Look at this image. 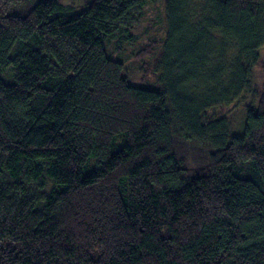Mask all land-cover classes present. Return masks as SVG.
Segmentation results:
<instances>
[{"label":"trees","instance_id":"trees-1","mask_svg":"<svg viewBox=\"0 0 264 264\" xmlns=\"http://www.w3.org/2000/svg\"><path fill=\"white\" fill-rule=\"evenodd\" d=\"M151 1L0 0V264H264V0H167L158 88L107 49Z\"/></svg>","mask_w":264,"mask_h":264},{"label":"rangeland","instance_id":"rangeland-1","mask_svg":"<svg viewBox=\"0 0 264 264\" xmlns=\"http://www.w3.org/2000/svg\"><path fill=\"white\" fill-rule=\"evenodd\" d=\"M63 5L81 8L92 0H59ZM166 2L167 0H152L143 9L140 21L134 26L130 37L122 39L116 45V42L108 44L107 49L113 59L120 60L124 64L125 74L131 84L142 86L143 81L150 83L156 88V76L153 73L154 68L159 66L162 59V43L166 37ZM188 4V12L197 15V4L192 1ZM199 38V37H198ZM152 43H155V49L151 55H147L146 50ZM194 45V46H193ZM199 45L192 42L186 44L185 52L194 51ZM143 53L145 54L143 56ZM264 59V49L261 51V58ZM190 64V63H188ZM200 74V71H197ZM146 80H142V78ZM264 81V68L258 64L252 72V84L260 87ZM250 103L249 95L240 100L222 107L208 110L209 117H219L224 120L231 134L240 133L245 119V105ZM177 136V135H176ZM207 146L194 142H188L179 135L176 138L177 155L184 160L186 167L190 170L202 169L205 165L209 153Z\"/></svg>","mask_w":264,"mask_h":264}]
</instances>
